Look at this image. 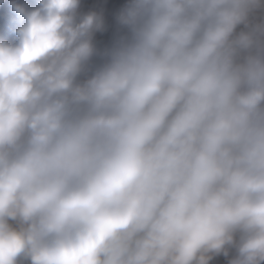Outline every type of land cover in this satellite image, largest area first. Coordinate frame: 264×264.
Wrapping results in <instances>:
<instances>
[{"label": "clouds", "instance_id": "obj_1", "mask_svg": "<svg viewBox=\"0 0 264 264\" xmlns=\"http://www.w3.org/2000/svg\"><path fill=\"white\" fill-rule=\"evenodd\" d=\"M39 0L0 40V264H264V0Z\"/></svg>", "mask_w": 264, "mask_h": 264}, {"label": "trees", "instance_id": "obj_2", "mask_svg": "<svg viewBox=\"0 0 264 264\" xmlns=\"http://www.w3.org/2000/svg\"><path fill=\"white\" fill-rule=\"evenodd\" d=\"M12 0H0V40H7L9 43L16 42L15 30L21 25L23 18L16 15L10 8ZM28 10L39 6V0H16ZM128 3V0H80V6L77 9V18L95 11L100 13L105 22L103 31L94 34V45L98 50V55L93 57L91 66L94 68L104 62L102 55L106 49L112 47L116 40L126 34L117 21L119 11ZM234 252H230L228 257L219 255L214 257L210 264H228ZM26 264H30L29 261Z\"/></svg>", "mask_w": 264, "mask_h": 264}, {"label": "rangeland", "instance_id": "obj_3", "mask_svg": "<svg viewBox=\"0 0 264 264\" xmlns=\"http://www.w3.org/2000/svg\"><path fill=\"white\" fill-rule=\"evenodd\" d=\"M27 261H21L20 264H26Z\"/></svg>", "mask_w": 264, "mask_h": 264}]
</instances>
